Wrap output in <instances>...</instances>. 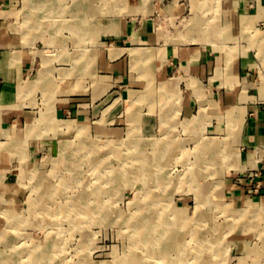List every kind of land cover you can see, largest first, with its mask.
I'll use <instances>...</instances> for the list:
<instances>
[{"label":"rangeland","instance_id":"obj_1","mask_svg":"<svg viewBox=\"0 0 264 264\" xmlns=\"http://www.w3.org/2000/svg\"><path fill=\"white\" fill-rule=\"evenodd\" d=\"M19 9V28L27 31L33 24L27 31L28 39L37 48V72L45 78L37 89L43 90V96L36 105L45 109L38 123L45 121L50 128L35 136L36 143L31 134L20 143H15L11 135L10 144L21 147L19 152H12L11 187L3 190L0 183V231L11 214H22L26 220L13 225L9 231L19 238L0 241V252L7 254L14 242H21L23 250L45 246L51 237L58 247L50 264H120L134 252L141 257L146 253L137 228L152 230L161 215L168 223L175 219L177 228H187L183 239L194 253L203 249L190 238L194 222L200 219L205 228L201 234L217 237H210V243H222L221 253L213 257L215 263L264 264V184L253 172L235 173L241 164L240 156H236L235 137L223 144V135L212 133L211 120L204 110L198 122L187 124L188 119L180 114L179 97L170 96V84L151 82L146 89L150 78L148 64H130L128 78L123 80L98 66L101 55L106 52L114 59L111 49L123 46L107 28L149 16L155 18L156 29L165 37L162 44H211L217 50L232 53L257 49L260 55L261 35L256 32L264 29V0H20ZM254 26L259 29L255 33ZM250 30L255 34L253 39L249 38ZM198 32L209 34L210 38L194 37ZM132 54L136 57V53ZM142 68L148 76L143 75ZM69 80L91 94V111L86 119L88 138L109 145H103L101 150V154H108L101 178L87 163L73 174L64 166H55L63 156L61 143L73 139L76 130L64 123L61 127L55 125L47 113H51L49 109L57 98V87L61 90ZM128 90L141 94V99L129 100ZM148 92L150 95H145ZM157 145L167 148L168 159L161 164L153 159ZM259 147L257 152L263 156L264 147ZM123 169L130 173L120 175L121 178L114 174ZM35 173L51 175L49 183L59 189L44 198L51 202L48 210L56 212L42 214L37 220L34 211L42 205L31 202L39 201L43 186L32 178ZM194 175L203 178L199 182L202 193L230 204L235 213L251 203L256 213L236 220L206 210L202 217H196V193L194 186L189 187ZM101 185L104 190L95 192ZM75 199H82L90 214L81 217L73 209L70 215L57 214L58 204ZM215 227L220 230L219 235ZM152 235L159 236L154 231ZM249 248L254 251L249 252Z\"/></svg>","mask_w":264,"mask_h":264},{"label":"crops","instance_id":"obj_2","mask_svg":"<svg viewBox=\"0 0 264 264\" xmlns=\"http://www.w3.org/2000/svg\"><path fill=\"white\" fill-rule=\"evenodd\" d=\"M19 6L20 0H0V183L3 190L12 184V152H19L21 147L15 144L19 148H12L11 135L15 143H20L31 134L36 143L35 136L43 135L50 128L45 121L38 123L45 109L36 105L43 91L37 89L45 83V78L37 72V48L28 39L27 31L19 28ZM254 27L255 33L259 29ZM107 29L112 30V38L121 41L123 46L111 49L114 59L106 52L101 55L98 65L101 71L123 80L128 78L130 64H148V84H170L169 88H173L169 89L170 96L179 97L180 114L184 118L198 122L201 110L206 111L213 134L223 135L225 142L235 137L237 156L241 160L240 169L235 173L253 172L264 184V155L257 152L261 149L259 146L264 147V29L256 32L261 35L260 55L257 49L232 53L217 50L211 44H162L160 41L165 37L156 29L155 18L150 16ZM253 31L250 30L249 38L255 36ZM198 33L194 37L210 38L209 34ZM144 44L147 46L143 47ZM132 52L141 55L135 58ZM135 59L139 61L134 62ZM141 71L147 75L145 68ZM57 88V98L47 118L60 127L64 120L86 122L91 111V94L86 88L70 80L61 90Z\"/></svg>","mask_w":264,"mask_h":264},{"label":"bare ground","instance_id":"obj_3","mask_svg":"<svg viewBox=\"0 0 264 264\" xmlns=\"http://www.w3.org/2000/svg\"><path fill=\"white\" fill-rule=\"evenodd\" d=\"M32 25L33 24L31 23V26ZM31 26L29 27V29H31ZM46 28H47V26H46ZM185 28H184V30H185ZM60 29H62V26L59 27V30ZM186 33H187V29H186ZM182 37H184V35ZM186 37H190V36L187 35ZM192 43H193V41H192ZM139 55H141V53L136 52L135 58H139ZM135 61L137 62V61H139V59H136ZM140 63H141V61H140ZM136 64L137 63H135V65ZM42 77L44 78V75H42ZM150 85H151V83L146 87V89H148V87ZM140 95L141 94H139V93L137 95H135V93L133 91H129V90L127 93V97L129 100L130 99L131 100L132 99L139 100V99H141V98H139V97H141ZM145 95H150V94L148 92V94L145 93ZM142 96H144V93H142ZM132 104H133V102H132ZM75 121L76 120H72V119L62 121L67 127L75 128L76 135H75V137H73V139L66 140L65 142L63 141L61 143L60 151H61L63 156L61 159H59L55 162V166L56 167L64 166V168L71 170V173L73 174V173H77L80 170V168L83 166V164L87 163L88 165L90 164V170H94V172H96V171L99 172L97 175L99 178H101L100 172L105 174V172H103L101 170V168L104 166V161H105L106 156L108 157V154H105V155L101 154V150H102V147H104L103 145H105L104 148H106L109 145L107 143L102 145L100 143L91 141V139L88 138V131H87L89 128L88 123L87 122H80L79 124H75ZM191 121H192L191 119H188L186 122H187V124L190 125ZM223 140H226V139H224V138L221 139V141L224 144L225 141H223ZM217 142H219V141H217ZM141 148H143V147H141ZM159 149H160V147H159V145H157V147H155V150L157 152H155L153 154V159H154V162L161 164V162H164L168 159L167 153L165 152V150L167 148H161L160 149L161 151H159ZM70 152H72V153L69 154ZM102 153H105V152H102ZM237 154H238V152H236V156H237ZM169 155H171V154H169ZM150 156H151V154H150ZM211 156H213V155H211ZM76 161H80L81 164L76 163ZM128 171L129 170L123 169V171L114 172V174L121 178L123 176L122 174L130 173ZM57 175H58V173H57ZM112 175H113V172L111 171L110 177H112ZM120 175H122V176H120ZM104 177H105V175H104ZM32 178L36 179L37 182L39 181V183H41V186H43V188L41 189L42 191H40L39 201L31 202V204L33 203L34 206H36V205L38 206V204L42 205L41 207H37L38 208L37 211H34L36 213V220H37V219L42 218V214L43 215L44 214H52V213L56 212L54 210L52 212H50L48 210V207H49L48 204L51 202L44 201V198L45 197L48 198L47 196H51L53 194V190L55 192H58L59 189H58V187H53V185H51L49 183L51 181V178H52L51 175L45 176V175H39V174L35 173L32 175ZM202 179L203 178L201 176L194 175L190 181V183H192V184L189 185V187L194 186L193 190L196 193V199H197L196 209L198 210V211H196V217L201 216V214H203V212H205L206 210H210L212 213H217L219 215L224 214L226 216V218H229L232 216V218H234L236 220L237 219L240 220V218L244 219L245 216L254 215L256 213V211H255L256 209H255L254 205H252L251 203H248L245 207L241 208L238 213H235L236 209L229 206L230 204L228 205V203H225L223 201L221 202L220 200H215L213 198L212 194L202 193L200 191V183H199ZM109 181H110V178L106 179V183H108ZM60 182L65 183L64 180H60ZM66 182H70V181L68 180ZM45 183H47V185H45ZM103 187L104 186H102V185L100 187H96L95 192H101V190L103 191L104 190ZM152 190L153 189H151V191ZM38 195H39V193H38ZM148 198H146V201ZM159 198H161V196ZM157 204H158V202H157ZM58 205L59 206H57V210H58L57 214L65 213L64 215H70L72 213L71 211L73 209V210H75L77 215L79 214L82 217V216L88 215V213L90 212V209H89V211L87 210V207H86L87 205L85 203H83L82 199L81 200L75 199L68 204H65V205L58 204ZM160 213L163 214L162 212H160ZM139 217H140V214H139ZM159 217L160 218H158L159 219L158 224L156 225V227L152 228V230H150L149 228L140 227V226H138V228H137L139 230V233L142 235V237H141L142 239L139 237L140 240L142 241L141 245L146 246V248H147L146 253L143 254V256L141 257L138 252H134V253L130 254L131 256L129 255L130 258L126 257L125 259H123V261L120 264H123V263H125V264H219V263H215L216 259L213 257L218 255V253H221V251H222L221 250L222 249L221 244L222 243H221V241L220 242L216 241L215 243H210L209 240L212 237H214V240L215 239L217 240V237L213 236V235L210 236V234H209V236H207L208 234L206 232L205 233L207 235L201 234V231L205 228L202 225L203 223L200 222V219L199 220L197 219V221L194 222L195 226L191 228V230H193L192 233H194V234H192L190 238H192L193 240H196L198 245L202 246L203 249H198L194 253V251L190 250L187 247L188 244L183 239L186 235L183 232H184V230L186 231L187 228H185V227L177 228L175 219H174V222L170 221L168 223L166 221L165 216L159 215ZM24 220H26V218L24 216H22V214H18L17 216H13L11 214L7 225L0 231V241H6V239L12 240V239H15L16 237L19 238V236H17L16 234H15V236L12 235L9 230H12L13 225H15V224H22V222H24ZM201 220L207 222L206 220H203L202 218H201ZM188 221H189V218H188ZM218 227H222L220 223L218 224ZM222 229H223V227H222ZM152 231H154V233H158L159 236L158 235H156V236L152 235ZM215 231L218 233L217 235H219L220 230H218L215 227ZM56 243L57 242L55 240H51V237H49V239L45 243V246H44V244L38 245V246H34L33 248H28L26 250L21 249L22 248L21 245H19L17 242L11 243L10 244L11 245L10 251L7 254L0 252V264H23V263H25V264H50L51 262H53L54 256L56 254L55 251L57 250V247H58V245H55ZM30 246H28V247H30ZM59 249H60V247L58 248V250ZM248 251L253 252L254 250L249 248ZM24 254L26 255V257H25L26 259L23 258ZM189 255H191V257H187ZM149 258H151V259H149Z\"/></svg>","mask_w":264,"mask_h":264}]
</instances>
